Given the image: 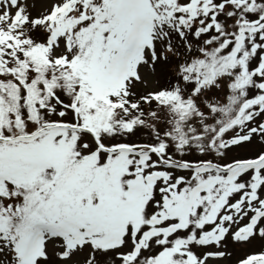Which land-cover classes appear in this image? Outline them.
<instances>
[{
	"label": "snow or ice",
	"instance_id": "1",
	"mask_svg": "<svg viewBox=\"0 0 264 264\" xmlns=\"http://www.w3.org/2000/svg\"><path fill=\"white\" fill-rule=\"evenodd\" d=\"M0 264H264V0H0Z\"/></svg>",
	"mask_w": 264,
	"mask_h": 264
}]
</instances>
